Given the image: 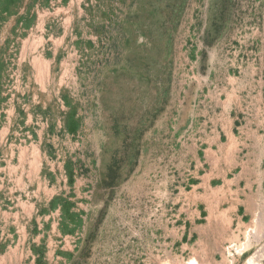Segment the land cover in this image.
<instances>
[{"label": "rangeland", "instance_id": "rangeland-1", "mask_svg": "<svg viewBox=\"0 0 264 264\" xmlns=\"http://www.w3.org/2000/svg\"><path fill=\"white\" fill-rule=\"evenodd\" d=\"M245 72L264 0H0V235L45 234L43 264H257L183 208L197 95Z\"/></svg>", "mask_w": 264, "mask_h": 264}, {"label": "crops", "instance_id": "crops-1", "mask_svg": "<svg viewBox=\"0 0 264 264\" xmlns=\"http://www.w3.org/2000/svg\"><path fill=\"white\" fill-rule=\"evenodd\" d=\"M232 80L234 85L197 95L198 113L184 141L198 154L187 156L192 176L183 208L197 213L206 226H225V243L244 238L255 219L264 233V72ZM46 242L45 234L28 228L2 232L0 264H43Z\"/></svg>", "mask_w": 264, "mask_h": 264}, {"label": "built area", "instance_id": "built-area-1", "mask_svg": "<svg viewBox=\"0 0 264 264\" xmlns=\"http://www.w3.org/2000/svg\"><path fill=\"white\" fill-rule=\"evenodd\" d=\"M256 223L257 219L247 229L244 238L235 240L227 245L226 250L228 255L233 257L238 254L244 256L251 253L250 256L256 259L257 264H264V233L258 230Z\"/></svg>", "mask_w": 264, "mask_h": 264}]
</instances>
